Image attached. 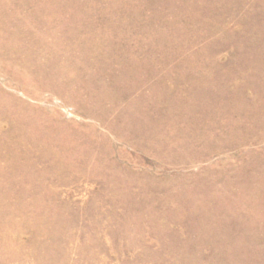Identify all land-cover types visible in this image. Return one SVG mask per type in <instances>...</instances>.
Returning a JSON list of instances; mask_svg holds the SVG:
<instances>
[{
  "label": "rangeland",
  "instance_id": "rangeland-1",
  "mask_svg": "<svg viewBox=\"0 0 264 264\" xmlns=\"http://www.w3.org/2000/svg\"><path fill=\"white\" fill-rule=\"evenodd\" d=\"M0 264H264V0H0Z\"/></svg>",
  "mask_w": 264,
  "mask_h": 264
}]
</instances>
